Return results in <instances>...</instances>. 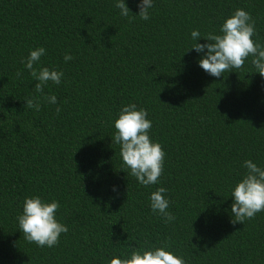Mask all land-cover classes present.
I'll list each match as a JSON object with an SVG mask.
<instances>
[{
	"label": "trees",
	"instance_id": "1",
	"mask_svg": "<svg viewBox=\"0 0 264 264\" xmlns=\"http://www.w3.org/2000/svg\"><path fill=\"white\" fill-rule=\"evenodd\" d=\"M140 2L125 0L133 15ZM115 3L0 0V264H110L165 245L186 264H264V211L231 222L244 161L264 168V78L251 57L213 77L199 67L206 50H191L208 43L193 30L219 35L237 9L264 45V0H153L147 21L122 17ZM39 47L34 67L64 75L44 89L57 103L36 111L25 107L39 94L22 61ZM129 104L147 111L166 154L159 184L141 185L112 144ZM160 187L170 223L150 207ZM34 196L61 205L56 218L69 231L58 246L38 247L19 229Z\"/></svg>",
	"mask_w": 264,
	"mask_h": 264
},
{
	"label": "clouds",
	"instance_id": "2",
	"mask_svg": "<svg viewBox=\"0 0 264 264\" xmlns=\"http://www.w3.org/2000/svg\"><path fill=\"white\" fill-rule=\"evenodd\" d=\"M115 7L120 10L122 17H129L131 14L147 21L150 19L149 10L154 4L153 0H141L138 4V15L131 13L125 0H116ZM220 33L219 35L208 33L201 38L199 30L191 32L194 41L203 39L208 42L205 44L196 42L191 48L197 53H204L206 50V54L198 62L199 67L207 74L219 78L225 72L242 69L246 60L251 57V64L256 73L264 78V45L253 39L257 33L255 20L250 13L237 9L225 20ZM45 54L46 49L39 47L30 51L26 61H22L31 77L37 81L33 91L39 94L38 97L27 99L25 107L34 108L36 111L40 110L42 101L57 103L56 96L44 95V89L49 82L59 85L64 75L62 71L55 69L34 67ZM72 59L71 55L65 54V62ZM16 75L19 78L22 73L18 71ZM60 111L61 108L57 107V114ZM147 116V111L143 108L138 110L136 104L123 107L114 121L116 131L112 138V144L120 148L123 166L143 186L160 183L166 155L161 144L153 142L149 135L152 121L147 119ZM243 167L247 172L231 192L233 224H244L245 221L254 219L258 213L264 211V168L258 167L251 160H245ZM166 192L167 189L163 187L153 192L150 196V207L154 214H159L166 223H170L175 220V216L168 211L170 201L164 195ZM60 207L59 202L55 200L44 202L39 196L26 198L23 212L17 217L24 239L29 243H35L38 247L58 246L60 236L69 231L68 227L56 218ZM166 247L168 246L134 250L130 258H112L110 264H186L182 257L167 251Z\"/></svg>",
	"mask_w": 264,
	"mask_h": 264
}]
</instances>
